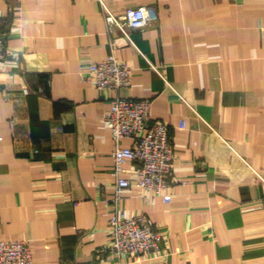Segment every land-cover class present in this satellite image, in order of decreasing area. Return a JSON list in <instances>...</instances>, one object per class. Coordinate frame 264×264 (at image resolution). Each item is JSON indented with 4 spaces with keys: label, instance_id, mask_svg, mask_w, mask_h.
Here are the masks:
<instances>
[{
    "label": "crops",
    "instance_id": "obj_1",
    "mask_svg": "<svg viewBox=\"0 0 264 264\" xmlns=\"http://www.w3.org/2000/svg\"><path fill=\"white\" fill-rule=\"evenodd\" d=\"M102 2L115 14L151 5L156 19L127 41L97 0H0V240L27 241L32 264H264V0ZM109 53L131 83L101 92L79 55ZM111 96L150 99L173 145L169 202L145 203L133 185L119 201L164 233V252L139 261L96 252L109 229Z\"/></svg>",
    "mask_w": 264,
    "mask_h": 264
},
{
    "label": "built area",
    "instance_id": "obj_2",
    "mask_svg": "<svg viewBox=\"0 0 264 264\" xmlns=\"http://www.w3.org/2000/svg\"><path fill=\"white\" fill-rule=\"evenodd\" d=\"M103 20L109 31L117 29L129 40L128 29H140L156 19L151 5L126 7L120 13H113L97 0ZM0 33V60L5 56V43ZM79 73L98 91L113 92L131 83L132 67L109 53L100 61H91L88 56L79 55ZM23 93L29 92L24 88ZM108 108L103 112L102 122L109 130L114 142L110 153L112 167L108 172L111 178V195L103 199L109 205L108 232L104 242L96 248L109 260L131 257L133 261L164 252L165 236L162 230L154 227L142 212L131 214L119 207L122 193L130 186L140 190L138 196L145 203L155 197L169 202L166 191V177L174 160L173 145L167 136V124L151 118L150 99H128L111 96ZM182 124H180V127ZM138 133H142L137 136ZM123 137H135L129 146H120ZM133 165L125 168V162ZM123 173H131L124 177ZM262 183L264 184V180ZM0 264H32L29 244L25 240H0Z\"/></svg>",
    "mask_w": 264,
    "mask_h": 264
}]
</instances>
